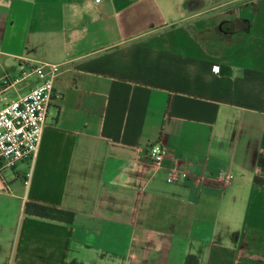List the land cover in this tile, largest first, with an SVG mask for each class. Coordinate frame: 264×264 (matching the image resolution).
Wrapping results in <instances>:
<instances>
[{"label": "crops", "instance_id": "0c3cea01", "mask_svg": "<svg viewBox=\"0 0 264 264\" xmlns=\"http://www.w3.org/2000/svg\"><path fill=\"white\" fill-rule=\"evenodd\" d=\"M26 60L61 70L34 162L0 175L10 244L25 202L74 222L22 217L13 264H264V0H0V78Z\"/></svg>", "mask_w": 264, "mask_h": 264}, {"label": "built area", "instance_id": "2783aa9c", "mask_svg": "<svg viewBox=\"0 0 264 264\" xmlns=\"http://www.w3.org/2000/svg\"><path fill=\"white\" fill-rule=\"evenodd\" d=\"M99 1L94 0L95 3ZM60 70V65L26 60L15 77L4 75L0 78V171L11 170L21 162H34ZM32 78L36 79V84L24 96L7 99V91ZM146 156L152 164L159 166L164 159V150L159 143L152 144L147 148ZM28 176H25L24 186L28 185ZM185 178L183 173L169 176L170 182L180 184ZM232 178L230 172L220 175L224 185H229Z\"/></svg>", "mask_w": 264, "mask_h": 264}, {"label": "rangeland", "instance_id": "374dc122", "mask_svg": "<svg viewBox=\"0 0 264 264\" xmlns=\"http://www.w3.org/2000/svg\"><path fill=\"white\" fill-rule=\"evenodd\" d=\"M178 0H154L156 3V6H160L164 14H166L169 11V8L174 6ZM180 1V0H179ZM224 1V0H221ZM8 96L12 95V91H8L6 93ZM11 173L10 169H6L4 172H2L0 175H8ZM10 190L3 183L1 180L0 176V264H13L11 262V258L13 255V251L15 248V242H16V237L19 233V228H20V222L22 219V212L20 213V217L18 219V224L15 229V238H14V243H12L11 246V235H9V228H8V218L7 214L4 211L5 208L11 207L14 203V206H16V200L10 199ZM10 248H12V251L9 252ZM106 263H111L112 261H105Z\"/></svg>", "mask_w": 264, "mask_h": 264}, {"label": "trees", "instance_id": "16d2710c", "mask_svg": "<svg viewBox=\"0 0 264 264\" xmlns=\"http://www.w3.org/2000/svg\"><path fill=\"white\" fill-rule=\"evenodd\" d=\"M233 28H246L247 24L237 21L233 24H225ZM22 216L26 218H33L37 220H42L50 223L70 226L74 222V215L71 212H67L60 209H55L51 207H46L43 205L25 202L22 207Z\"/></svg>", "mask_w": 264, "mask_h": 264}, {"label": "flooded vegetation", "instance_id": "af4514ba", "mask_svg": "<svg viewBox=\"0 0 264 264\" xmlns=\"http://www.w3.org/2000/svg\"><path fill=\"white\" fill-rule=\"evenodd\" d=\"M230 28V27H229Z\"/></svg>", "mask_w": 264, "mask_h": 264}]
</instances>
